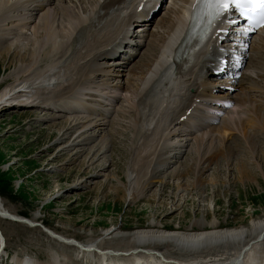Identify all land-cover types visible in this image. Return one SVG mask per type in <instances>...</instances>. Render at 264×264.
<instances>
[{
	"label": "rangeland",
	"instance_id": "rangeland-1",
	"mask_svg": "<svg viewBox=\"0 0 264 264\" xmlns=\"http://www.w3.org/2000/svg\"><path fill=\"white\" fill-rule=\"evenodd\" d=\"M29 1L0 0V5L8 4L15 11L11 10L13 18L10 17L8 21L0 23V47L18 46L20 50L35 47L32 28L39 23L43 11H38L39 9L35 7L37 4L26 6V9L17 10L16 8L15 10V7L21 4L29 5ZM43 1H49L50 5L47 8L59 7L63 4L77 15L85 29L81 32L83 38L79 42L76 39L73 40V43L79 44L71 48L69 39L65 46H62L63 49L62 47L59 49L58 56L53 57L49 64L44 62L37 65L33 69L35 71L31 69L29 73H24L17 66L8 69L6 64L3 65L0 62V91L6 86H17L19 92L16 97L20 96L21 100L24 98L23 95H27L26 98L32 105L30 108L14 107L5 108L9 111H0V199L5 207L23 218L36 215L39 218L37 225H40L36 227L37 231H34L17 223L0 221V242L4 241L5 250L10 254L8 262H5L3 255L0 256V264H11V262L20 264L28 258L35 260L34 264H48L50 261H54L55 264H84L85 260L90 261L89 264L98 263V254L93 253L91 257L84 260L81 253L78 254L70 247H65L48 238L44 234L50 231L48 228L56 229L68 238L75 237L78 243L85 244L91 241L97 246L100 242L110 241L112 237H120L136 229H145L149 225L165 230L174 228L183 230L189 226L193 228V231H200L201 229L192 224L201 219L208 223L214 221L218 223L217 228L221 229L241 226L246 228L251 219L264 215V133L262 132L248 130L246 133L248 141H245L244 134L239 130H234L233 133L230 132L231 134L227 133L221 145L229 150L230 157H227L215 144L210 148L213 151L211 153H206L210 149L205 146L198 154L195 153L192 144L193 140L199 136L194 138V135L187 134L189 129L175 126L181 133L169 138L170 142L175 140L174 143L165 148L158 147L157 162L146 161L147 165L140 176L136 174V170H132L135 152L142 147L143 137L150 136L158 116L156 118L150 113L152 111L148 110L149 101L145 107L142 104L145 99L147 101L149 96L153 95L147 90L149 88L144 89L146 93L142 91L140 97L137 96L138 99L143 97V100L138 101L137 97L134 98L129 91L127 92L126 88L129 90L127 82L137 84L140 88L141 82L148 77L144 66L142 69L145 73L139 74V65L146 62V55L152 51L148 47L149 42H153L152 40L156 37L166 38L165 22L171 18L169 16L171 13L179 12L180 0H166L167 5H164L165 8L157 13L146 32H140L141 27L138 24L134 27L135 34L139 36L138 44L142 47L137 54L133 55L131 61L122 65V68L109 67L110 63L104 61V57L96 59V56L105 52L107 48L103 49L104 46H102L101 49L99 44L95 46V43L98 38L100 43L104 41L105 31L100 30L104 25L112 22L117 25V20L119 23L128 20L132 7L129 5L132 2L135 4L138 0H126V4L122 3L123 5L113 7L107 14L100 8L105 0ZM22 23H25V29L21 28ZM113 28L116 33L118 26L116 28L113 26L112 30ZM79 35L74 32L71 39H78ZM262 36L264 37V33ZM248 49L246 54L248 59L240 76L234 84L227 86L229 87L227 91L230 92L232 88L231 93L239 95L240 85L243 84L246 88L255 85L257 88L245 94H248L247 100H251L253 106L259 105L263 110L264 65L260 62L262 57L259 59L258 54H250L251 49L250 51ZM261 52L264 56V51ZM84 54L88 56L85 57ZM87 62H91L90 65L92 64L91 66L96 69L89 78L90 83L85 90L86 96L82 98L84 104H77L78 110L73 107L72 111L68 109L62 111V107H65L64 100L68 101L67 99L71 96L70 90L67 89L69 84L67 81L70 79L71 83L76 80L79 70L83 69ZM99 69H106L105 71L109 69V71L102 72ZM132 71L135 78L131 77ZM37 74L42 75L43 79H38ZM164 85V83L160 84L155 91L163 98L168 93V87ZM117 86L121 87L120 91H115L114 87ZM223 87L226 86L223 85ZM26 91L29 93L25 94ZM144 93H148V96ZM87 94L112 96L115 104L104 99L103 101L99 99L97 102L89 98ZM182 96L184 97V94ZM130 99H134L142 117L144 119L149 117L147 121H151L150 124L144 125L145 128L142 124L138 126L141 132L138 128L134 130L132 127L134 115L131 113L132 110L127 109L130 105L125 102L126 100L129 102ZM16 100L20 101L19 97ZM49 100L51 102L46 105L45 103ZM247 111H249L247 104L241 107L231 106L218 116L217 121L220 122L227 117V112L239 114L244 119ZM89 120L90 123L87 122ZM75 123L78 125H74ZM203 124L201 122L199 127ZM72 126L75 129L69 130L65 135L64 130ZM55 127L63 131L59 132ZM210 127L212 126L207 127L206 130ZM50 133L52 135L49 136ZM89 136L91 140L86 141ZM217 137L214 134L213 139ZM159 160H161L160 164ZM241 171L245 172L246 177H240ZM209 181H212L213 186L207 185ZM134 185L138 187L135 188ZM111 187L126 188L127 201L124 202L117 196H110L109 188ZM132 197H135L133 198L135 200ZM263 239L264 236L260 241L262 247L258 246L259 248L256 249L255 257L258 258V263L264 255ZM227 248L217 247L214 248L216 250H212L214 255L220 256L208 257L202 254L200 259H194V261L209 262L213 257L217 260L230 257L234 254L232 253L234 250ZM180 251L178 253H181ZM188 253L189 255L182 251L177 255H180L178 258H184L181 257L183 254H186L187 258L192 256L195 258L197 255L194 253V256L191 251ZM222 254L224 256H221ZM198 256L196 257L199 258ZM204 256L207 260L203 258ZM21 258L23 261H19ZM170 261L187 264L177 260Z\"/></svg>",
	"mask_w": 264,
	"mask_h": 264
},
{
	"label": "bare ground",
	"instance_id": "bare-ground-1",
	"mask_svg": "<svg viewBox=\"0 0 264 264\" xmlns=\"http://www.w3.org/2000/svg\"><path fill=\"white\" fill-rule=\"evenodd\" d=\"M180 1H181L180 3L181 7H179L180 8L179 12L171 13V15H169L171 18L167 19L165 22L166 38L156 37L152 40L153 42H149L148 47L152 50L149 53L151 57L149 55H146L147 57L146 62H144L142 65H139V68H138L140 70L139 74L142 75L147 71L148 77L144 78V80L141 82L140 88H138L137 84H134L130 81H128L130 83L127 82V85L129 84V90L128 88H126V90L127 92L129 91L131 95L134 96V98L137 96L140 97L139 95L141 94V92L144 91L146 93L144 89L149 88L147 90H149V93H152L153 95L149 96V100L146 101L145 99V102H143L142 104L145 107L150 102V105L148 106V110L152 111L150 113H152L153 116H156V118L158 116V119H156V124L154 125L150 133V136H147V137L142 136L143 137L142 147H140L141 145L138 146L140 148L138 151L135 152L136 156H134L133 158L134 168L132 170H136V174H138L139 176L141 175V172L144 169V167L147 165V163H145L146 161L148 163L151 162L152 160L153 161L155 160V162H157L158 160L157 154L159 151L158 147L160 148L161 146L162 148L163 147L165 148V146L167 147V145H170L175 142V140L174 142H170V139H169L171 136L173 137L178 136V134L181 133L180 129L178 127L175 128V126H179L182 129L187 128L190 131H193V130L197 131L199 128H202L196 134L186 131L187 134L189 133V134L194 135V138L199 136L198 138H195L193 140L194 143L192 144V146L194 147L195 153L198 154L199 151L204 146L205 148L210 149L212 145L214 146L215 144V145H218L217 147L220 150H222V152L227 157H230L229 150L226 147L221 146L222 143H224V140H225L224 136L227 133L229 134L230 132L233 133L232 131L234 130H237V131L239 130V132H242L244 134L245 141L249 140L246 137V133L248 130H253V131L256 130V131L264 133V111H263L264 109L262 110V108L259 105L253 106L254 105L253 102L251 100H247L248 94H245L247 91L249 92V90L257 88L255 85H250L248 88H246V86L243 87V84L240 85L238 87L239 88L238 91H240L239 95L237 93L232 94L231 92L233 89L231 90V88H230V92L227 91L229 87L236 82V80H232L231 82L225 81V80H223L222 82H218L219 80H216L213 85L208 86L206 75L208 74L209 70L207 71V67L209 63L215 62V57L218 56V53L212 52L213 50H216V48L213 46L214 44L213 41L209 42L208 44L207 42L201 43L195 49L193 46L188 45L187 39H189L191 36L190 34L185 35L186 32L184 31L187 27V20L189 18V15L192 12V8L189 7L190 6L189 2L191 0H180ZM48 2L49 1H43V0H30L29 5L28 4L24 5L25 4L24 3V4H21L15 7V10L16 8L17 10H19V9L25 8L26 6L37 4L35 7L39 9L38 11H41V12L43 11V13L39 19V23L37 24V26H34L32 28L33 36L35 39L34 48H31V49L24 48V50H20L18 46H15L13 48L5 47V46L0 47V62L3 65L6 64L8 69L11 67L15 68L17 66L19 70H23L24 73H27L31 69L33 70L34 68H36V66L39 64H42L44 62L47 64L48 62H50V60L52 61L54 59L53 57H56L58 56L57 54H60L59 49L65 43H67L69 39H70L69 40L70 47L73 48L76 44H79L78 43L79 40L83 38V35L81 34V32L82 30L85 29V27L82 26V22L77 17V15H75L74 12L68 10V8H66L63 4L59 7L47 8L50 5V3ZM61 2L63 1L61 0ZM151 2L153 3V6H152V9H153L154 6L157 4L156 2H158V0H149V3ZM122 3L126 4V0H105L100 5V8L101 10L105 12V14H107L110 9H112L115 6L121 5ZM133 5H134L133 2L131 3V5H129V6H132L130 10V14H129L130 17L129 16H128L129 18L127 17L128 19L127 21L129 22L126 23L125 21L124 23L123 22L119 23V21L117 20L116 21L118 22L117 25H115L114 22L110 24L105 23L106 25H104L102 29H100L102 32L105 31L103 35L104 41L100 43L101 41L99 42V38H98L97 41L95 40L96 41L95 46L96 44H99L98 46H100L101 49H102V46H104L103 49L109 48L110 45L113 44L118 39L117 36H119V34H121L125 30L126 24L130 25V20L135 18L134 16H132L134 14V8H135ZM139 5L140 3L138 4V6ZM45 8L47 9L45 10ZM12 9L13 8L11 6H8V4L0 5V23H4V21H8V19H10V17L12 16V11L15 12L14 9L13 10ZM25 9L23 11H25ZM33 10H35V8ZM143 12L144 14H146L148 10L146 11V8H143ZM137 13L138 12L135 13V16L137 15ZM87 14L89 15L90 13H87ZM138 16L142 17V12L138 13ZM136 18L139 19L138 17ZM24 25L25 23L24 24L22 23L20 25L22 26L21 27L22 29L26 28L25 27L26 25L25 26ZM113 26H115V28L116 26H118L116 33H114V28L112 30ZM74 32H77L80 34L78 39L77 38L71 39L72 34ZM113 33L114 35H111L109 37V35ZM262 33H264V29L261 30L259 33H257L252 38L253 40H252L251 45L253 46L252 48H250L251 49L250 54H253V53L258 54L259 59L260 57H262L260 62L264 65V56L261 52V51H264V37L262 36ZM182 35H183V39L180 40L182 38ZM75 39L76 41L78 40L77 43H73L74 42L73 40ZM179 40L180 42L178 44ZM177 44H178V48H177L178 50L175 55V60H178V61L175 62L173 60L174 61V67H173L172 63H170L171 58H172L171 55L173 54L174 46ZM63 47L61 49H63ZM207 51L208 52L210 51L209 53H210L211 58H206L208 54ZM107 54L111 55L112 52L110 51L102 52L101 54H98L96 56V59L100 57H107L106 56ZM76 55L78 56V54ZM90 57L93 58L94 55L93 57L92 56ZM220 57L221 58L223 57V53H220ZM87 63H86V66L83 67V69H81L82 68L81 67L80 68L81 70H79V72L77 71L79 77L76 76V80L72 81L71 83H70L71 81L70 79L69 81H67L69 82V84L67 85V89L70 90L71 96L69 94L70 97L69 99H67L68 101L64 100L65 104L61 103V104H64L63 106H65V107H62L61 109L62 111L67 110V109L69 111L70 110L72 111L71 108H73L77 104L79 105L84 104L82 102L83 101L82 98L85 95V92H86L85 90L90 83L89 78L92 75V73H94V70L96 69V68L94 69V67L91 66L92 64L90 65V63L88 64ZM167 65H168V68H166ZM143 66L146 69L144 73H143L144 69H142ZM219 66L220 67H216V68L220 69L221 65ZM120 68L122 67L120 66ZM105 70H102V72L109 71V69L108 71H105ZM131 73H133V71ZM66 76H68V74ZM36 77L40 80L43 79L42 75L39 76L37 74ZM131 77L135 78V74L133 73V76ZM163 83L165 84L164 86L168 87V93L164 95V98L161 97L162 95L160 96V94H156L155 92L156 88H158V86ZM223 85H225L226 87H223ZM114 88H115V91L116 90L120 91L121 89L120 86H117ZM17 90H18L17 86L16 87L6 86L1 89L0 91V111L1 112L9 111L7 110L8 105L12 106L11 109L14 107L22 109V108H25L26 106L31 105L29 102V99L26 98L27 95H23L24 98L23 99L21 98V100H20V96H18L20 101L16 100L18 99V97H16L17 92H19ZM24 93L27 94L29 92L26 91ZM125 94H128V93H125ZM182 94H184V97L182 96ZM87 95L88 97L90 96L89 98H93L97 102L99 99H102L103 101V99L105 98L101 94H95V95L87 94ZM145 95H142V96H145ZM145 98H148V97L145 96ZM141 99L139 98L138 101L139 100L141 101ZM180 99H182V101H180ZM51 100H49L45 104L46 105L49 104ZM113 100L115 99L112 96H110L108 100L106 101L111 102ZM125 102H127L130 105V107H128L127 109L132 110L131 113H133L134 115V118L132 117L133 118L132 127L134 130H137L138 126L141 124L144 126L145 124L151 123V121H147L148 120L147 118L149 117H147L146 119L142 117L143 115L140 114L141 113L140 109L137 108V104L136 102H134V99L132 100L130 99L129 102L128 100H126ZM219 102L228 103L232 106L238 105L240 107L244 104H247L249 106V111H247V115H246L247 118L245 117L244 119H242V117L239 114L238 116L237 114H234V112H227V117H224L223 120H221L220 122L218 121L215 124L210 123L212 120H215L217 118L216 114L212 111L210 104L219 103ZM193 103H195L194 106L192 105ZM70 104H73L74 106H70ZM86 106H89V105H86ZM213 109L221 111V109L219 108L213 107ZM148 115H150V117L152 116L151 114H148ZM87 122L90 123V120ZM201 122H203L204 124L202 127H199L201 126ZM74 125H78V124L75 123ZM209 126H212V127L206 130V128ZM57 127L59 128V126ZM57 127H55V129ZM73 128L75 129V127L72 126L64 130L65 135H67L68 134L67 132ZM50 130L52 129L50 128ZM58 131L62 132L63 130L58 129ZM58 131L56 132L58 133ZM139 131L141 132V129H139ZM214 134L218 136L216 139H213ZM50 135H52V133H50L49 136ZM89 137L86 141L91 140V136ZM179 141L183 142L184 140H179ZM211 152H213L212 149H210L206 153L208 154ZM153 158H157V159H153ZM210 160L211 158L209 159V161ZM159 161L158 162L160 164L161 160ZM127 176L128 175H126V177ZM240 177L242 178L246 177L245 172L241 171ZM211 182L212 181H209L207 185L213 186V183ZM135 186L136 185H134V187ZM137 187L138 186H136L135 188ZM109 193H111L110 196L112 195L117 196L122 201L124 202L127 201L126 200L127 191H126V188L124 187L123 189L111 187L109 188ZM133 198L135 197H132V199ZM0 221L17 223L28 229L37 231V228H36L37 226H35V224L38 223L39 218L36 215H32L30 218H23L19 214L12 212L7 207H5L3 201L0 199ZM217 224L218 223L214 221H211L208 223V222H205L199 219L193 222L192 225H195L196 228L201 229L200 231H193V228H190L189 226L183 230H180L179 228H174L172 230H165L163 228H160L154 225H149L148 228H145V229L144 228L136 229L135 231L128 233L126 235H121L120 237H112L110 241L100 242L97 244V246H95V243L91 241H87L85 242V244L78 243L76 242L78 239H76L75 237L68 238L60 234L56 229H52V228L51 229L48 228L51 231L50 233L45 232L44 234L48 236V238H50L54 242H57L58 244L60 243L61 245L65 247H70L74 252L76 253L78 252V254L81 253L84 257V260L91 257L93 253L98 254L99 258H98L97 264H177L170 260H175V261L177 260L182 263L186 262L187 264H264V255H263V259L259 263L257 262L258 258L255 257L256 249L259 248L258 246H261L260 241H261L262 236H264V215L259 218L251 219V221L248 223V226L246 228L241 226V227H235V228L221 229V228H217ZM3 238L4 237L1 235V239ZM72 241L75 242V244ZM217 247L220 249L221 248L226 249L227 247L233 248L234 252L232 253L234 254H232L230 257H227L224 259L221 258L218 260L216 259V257H213L211 260L209 259L211 262L209 260H208L209 262H205V260H203L205 263L202 261H197V260L194 261V259H200L202 254L208 257L209 256L211 257V255L220 256L217 254L214 255L213 254L214 252L212 253V250H216L214 248H217ZM187 249H190L188 251L193 252V254L196 253L197 255H199L198 256L199 258H197L196 257L197 255L195 256V254H194L195 258H193V256L192 258H187V255H189L190 253V252L188 253ZM179 250H181L180 251L181 253L182 251L183 253H187V255L185 254L186 255L185 256L183 254L181 255V257L183 256L184 258H178L180 255H177V254H181V253H178ZM173 255L174 257H172ZM221 256H224V254H222ZM203 258L206 259L205 256ZM81 260L83 259L81 258ZM33 262H35V260H31L28 258V259H25L20 264H34ZM48 264H55V263L54 261H50Z\"/></svg>",
	"mask_w": 264,
	"mask_h": 264
},
{
	"label": "snow or ice",
	"instance_id": "snow-or-ice-1",
	"mask_svg": "<svg viewBox=\"0 0 264 264\" xmlns=\"http://www.w3.org/2000/svg\"><path fill=\"white\" fill-rule=\"evenodd\" d=\"M202 3L207 9V15L213 19L235 9L249 25L264 26V0H202ZM196 7L194 4V10Z\"/></svg>",
	"mask_w": 264,
	"mask_h": 264
}]
</instances>
